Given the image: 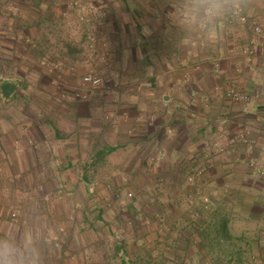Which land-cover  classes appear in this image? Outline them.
<instances>
[{
    "label": "crops",
    "instance_id": "1",
    "mask_svg": "<svg viewBox=\"0 0 264 264\" xmlns=\"http://www.w3.org/2000/svg\"><path fill=\"white\" fill-rule=\"evenodd\" d=\"M198 2L203 0H99L107 20L92 30L107 42L109 66L103 68L98 51L73 30L76 24L62 19L67 10L72 13L67 0H0V104L19 99L25 109H39L49 88L70 92L94 67L104 75L103 89L110 98L101 107L74 108L77 117L84 109H102L113 118L114 124L98 132L92 113L83 119L88 133L96 132L103 142L93 147L94 153H167L171 158L184 153L192 161L194 153H217V144L228 148L226 153H264V0H224L225 11L207 26L195 21ZM236 7L241 11L233 16ZM184 13L188 18L183 20ZM47 30L57 33L51 38ZM209 31L217 34L214 41L208 39ZM45 55L57 66L56 73L43 61ZM230 89L238 99L229 95ZM57 113L61 119L48 121L54 139L87 144V133H80L76 124L63 127L61 122L70 118ZM29 121L34 131L33 119ZM45 139L38 137L42 152ZM69 147L64 153H70ZM127 160L126 155L119 172L126 171ZM223 174L217 166L208 176L210 185L221 186ZM242 175L235 172L237 178ZM68 184L72 189L85 185V194L93 196L87 182ZM202 185L193 189L204 193ZM66 189L59 182L42 186L51 195L45 213L56 226L32 235L47 242L38 250L41 264H264L256 239L261 225L250 238L227 230L228 220L247 218L249 206L241 209L239 189L228 194L233 207L228 217L216 208L198 220L175 213L167 216L170 230L165 232L150 216L135 219L143 230L129 231L125 217L90 215L86 208L84 214L59 222L52 211ZM261 219V212L257 216L249 209V220ZM227 254L229 260L222 256Z\"/></svg>",
    "mask_w": 264,
    "mask_h": 264
},
{
    "label": "rangeland",
    "instance_id": "2",
    "mask_svg": "<svg viewBox=\"0 0 264 264\" xmlns=\"http://www.w3.org/2000/svg\"><path fill=\"white\" fill-rule=\"evenodd\" d=\"M73 1L75 0H67L66 6L70 7L72 13L67 10L62 19L71 21L73 25L75 23L77 27L73 30L79 33L77 34L79 39L82 42L87 41L94 24L101 26L105 24L106 9L98 6L99 0H76L86 5L88 17L81 20L71 7ZM90 7L104 10L106 16L104 21L92 20L94 17L90 13ZM182 18L187 19L188 13L182 14ZM2 26L5 29L4 23ZM95 30L93 31L96 36L100 37ZM47 32L48 36L53 38L57 30ZM197 43L196 41L195 44ZM43 61L46 64L52 63L50 55H45ZM98 73L103 78L102 85L98 93L87 102L76 101L72 91L58 89V92H54L49 88V94L45 96L46 103L40 104L39 109H25L22 100L19 99L10 105L0 104V238L15 237L19 234L29 245H35L37 250L47 244L46 241L44 243L45 239L32 235L56 226L55 221L45 213L47 211L45 203L50 201L51 195L48 197L42 186L48 182H59L68 188L61 193L62 197L59 198L61 202H55L58 203L56 211H52L54 218V214L56 218H60L59 222L68 215L84 214L86 208L90 215L101 212L125 217L129 231L143 230L138 220H135L143 216L153 217L158 221V228L164 232L170 230L167 216L175 213L192 215L194 220H198L206 212L216 208V212L221 211L222 217H228L229 213H233V207L228 206L230 204L228 194L239 189L238 194L242 196L241 209L244 210V204L249 206L245 208L247 218L228 220L227 230L235 234L247 233L250 238L254 230L261 225L262 229L258 231L256 239L259 249L264 250V153H226L228 148L220 144L216 145L217 153H200L199 156H196L198 153H194L192 161L185 157L184 153H178V156L173 158L167 153H103V155L94 153L93 147H101L103 142L100 136H96V132L88 133L87 128L83 127L85 123L83 119L92 113L94 117L92 120L97 123L98 132V129H103L109 123L114 124L111 122L113 118L109 116V112L102 109L95 110L94 113L84 109L83 115L77 117L74 108L76 105L84 104L91 106V103H98L101 107L109 100V95L103 89V86H106L104 75ZM81 78L79 77L77 81L79 82ZM60 79L59 82L55 79L58 84L61 83ZM58 108L62 111H58ZM57 112H64L70 118L67 119L69 122H61L63 127L71 128L72 124H76L80 133H87L84 137L89 139L87 144H80L78 141L72 143L70 138L64 143L54 139L48 121L54 117L61 119ZM29 119H33L34 131L29 129L28 123L32 124ZM102 122L105 125L102 126ZM42 136L46 138L43 152L40 151L41 146L38 142V137ZM68 146L70 153H64ZM149 146H154L153 149L158 147L155 144ZM126 155L128 157L126 171L120 169L119 172ZM194 160L197 161L193 162ZM217 166L225 172L221 177L223 184L212 186L208 176ZM198 169L203 171L202 176L190 182L189 179L195 176ZM236 171H241L243 175L237 178ZM234 179L241 182L237 183ZM69 182L78 184L87 182L89 186L86 185V188L92 189L88 190V193H93V196L85 194V185L79 189V186L72 189ZM197 184H203L206 192L200 194L193 189ZM212 197L219 206L211 199ZM205 199H208L207 204ZM197 201H201L202 206L199 207ZM249 209L257 216L258 212H261L262 219L258 220V223L256 220H249ZM14 213L16 217H13ZM65 225L68 228L71 226L70 223ZM115 226L117 227L116 224ZM60 227L65 230L63 225ZM243 254L245 259L247 253L244 251ZM94 255L95 258L99 257L97 253ZM248 255L250 257V254ZM222 256L229 260L228 254ZM251 260L254 261L250 258Z\"/></svg>",
    "mask_w": 264,
    "mask_h": 264
},
{
    "label": "built area",
    "instance_id": "3",
    "mask_svg": "<svg viewBox=\"0 0 264 264\" xmlns=\"http://www.w3.org/2000/svg\"><path fill=\"white\" fill-rule=\"evenodd\" d=\"M86 5H84L80 1L71 2V7L77 12L81 20H85L88 17V13L86 12ZM90 13L93 15V19L95 21H104L105 12L101 8L98 9L96 7H90ZM241 9L236 7V10L233 13L234 15H239ZM91 18V17H90ZM242 21L246 22L247 19L243 16L240 17ZM259 31V29H257ZM87 43L89 47L97 52V56L102 62L104 68H108L109 66V55L107 52V42L102 40L99 36H96L94 31L92 30L91 34L88 35ZM50 65V64H49ZM50 68L53 72L56 73L57 66L50 65ZM219 70L217 69V72ZM103 78L97 72V70L93 67L86 74L82 76L79 82L76 83L74 89L72 90V95L76 101L87 102L92 96L96 95L102 85ZM229 95L238 99L239 95L234 90H229ZM245 100L247 97H243ZM203 174V171L198 169L193 178H190V182H194L197 177L200 178ZM132 196V195H130ZM208 199H205V203L207 204ZM13 217H16V214H13Z\"/></svg>",
    "mask_w": 264,
    "mask_h": 264
},
{
    "label": "clouds",
    "instance_id": "4",
    "mask_svg": "<svg viewBox=\"0 0 264 264\" xmlns=\"http://www.w3.org/2000/svg\"><path fill=\"white\" fill-rule=\"evenodd\" d=\"M224 0H203L193 8L197 23L210 25L225 11ZM217 34L209 31L208 39L214 41ZM0 264H41L35 245H29L22 235L0 238Z\"/></svg>",
    "mask_w": 264,
    "mask_h": 264
},
{
    "label": "trees",
    "instance_id": "5",
    "mask_svg": "<svg viewBox=\"0 0 264 264\" xmlns=\"http://www.w3.org/2000/svg\"><path fill=\"white\" fill-rule=\"evenodd\" d=\"M76 1V0H75ZM100 155H103V153H99Z\"/></svg>",
    "mask_w": 264,
    "mask_h": 264
}]
</instances>
